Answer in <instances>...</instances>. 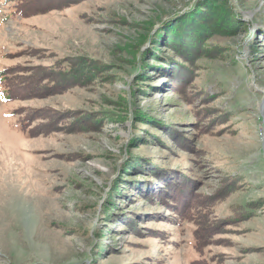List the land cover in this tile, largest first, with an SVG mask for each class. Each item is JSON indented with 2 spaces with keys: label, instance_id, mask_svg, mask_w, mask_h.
<instances>
[{
  "label": "rangeland",
  "instance_id": "rangeland-1",
  "mask_svg": "<svg viewBox=\"0 0 264 264\" xmlns=\"http://www.w3.org/2000/svg\"><path fill=\"white\" fill-rule=\"evenodd\" d=\"M197 1L0 0V264H264V0Z\"/></svg>",
  "mask_w": 264,
  "mask_h": 264
},
{
  "label": "trees",
  "instance_id": "trees-1",
  "mask_svg": "<svg viewBox=\"0 0 264 264\" xmlns=\"http://www.w3.org/2000/svg\"><path fill=\"white\" fill-rule=\"evenodd\" d=\"M80 1H83V0H17L16 8L19 13L26 16V15L35 14V13L48 12L54 9H65V8H68L70 6L77 4ZM198 1L196 3H198ZM185 41L186 39L183 41L182 39L181 40L177 39L176 43L179 42L180 44H178L179 45L178 47H175L176 50H179L178 57L183 58L181 62L184 66H186L189 63V59H187V57L185 56L188 54L187 50L184 49ZM49 70L51 74H57L61 76L63 79H65L67 76H70L73 73L74 68L72 64L64 63L62 66L54 65ZM0 80L5 85V88L3 91V98L6 101H10V100L17 98L20 90L23 89L21 87L22 84L19 83L17 80H15L13 75L5 71L0 72ZM184 84H185V81L179 78L178 80L175 81L174 86L181 87ZM55 85L57 84L54 81H52L48 85V88H51ZM142 171L144 172V170H139L138 174L144 175L145 173H142ZM154 175L158 176L156 173ZM138 178L142 179L144 177L139 175ZM182 190H183V187L181 188L180 186L177 185L176 193L175 194L172 193L171 195L173 197V201L171 203L170 201H165V203L170 205V207L175 208L178 212H180L182 219L192 220L197 223V227L194 230L195 249L202 255L204 252L203 250L206 246V241L208 237L207 226L204 224L202 225L203 219H201L203 218L205 214V210H202V211L200 210V212H196L193 206L194 202L190 196L191 195L190 189H187L185 196L182 194L183 192ZM201 258L200 260L194 261L193 264H201L202 262H203L202 264H208L205 261H203V257Z\"/></svg>",
  "mask_w": 264,
  "mask_h": 264
}]
</instances>
